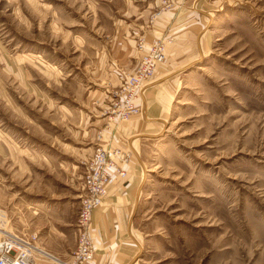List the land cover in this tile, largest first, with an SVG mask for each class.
I'll use <instances>...</instances> for the list:
<instances>
[{"label": "rangeland", "instance_id": "1", "mask_svg": "<svg viewBox=\"0 0 264 264\" xmlns=\"http://www.w3.org/2000/svg\"><path fill=\"white\" fill-rule=\"evenodd\" d=\"M160 42L127 116L125 76ZM137 122L131 264H264V0H0L4 229L70 261L85 165L131 151L115 137Z\"/></svg>", "mask_w": 264, "mask_h": 264}, {"label": "built area", "instance_id": "2", "mask_svg": "<svg viewBox=\"0 0 264 264\" xmlns=\"http://www.w3.org/2000/svg\"><path fill=\"white\" fill-rule=\"evenodd\" d=\"M165 58V43H156L143 55L138 67L125 76L123 92L126 96L124 101L127 116L138 113L133 99L151 80L157 66L165 61ZM130 159L131 153L121 148L108 150L98 145L94 149L85 165V193L80 202L76 223L78 244L70 261H62L32 239L4 229V220L0 218V264H45L40 262V258H48L51 264H85L90 261L96 252L91 235L93 215L96 209L102 206L111 180L116 176L121 179L128 177L127 164Z\"/></svg>", "mask_w": 264, "mask_h": 264}, {"label": "crops", "instance_id": "3", "mask_svg": "<svg viewBox=\"0 0 264 264\" xmlns=\"http://www.w3.org/2000/svg\"><path fill=\"white\" fill-rule=\"evenodd\" d=\"M151 83L152 81L150 80L145 87ZM147 115L149 116L148 112ZM162 120L166 121L165 118H162ZM138 122L129 128L125 127V130H122V132L117 131L115 137L116 142L119 139L125 142L124 144L130 145L129 148H131V151L129 150V152L131 153V161L127 166L131 163L132 165L130 169L128 168V177L126 179H121L116 176L114 180H111L106 201L107 207L103 213L99 210L96 212V220L98 223L103 224L109 221V225L98 224L94 228V235L97 234L99 250L92 264H131L141 250L140 242L134 237V232L130 228V225H128L132 215L136 211V203L138 201L136 197L138 191L141 190L143 180L142 178L139 181V156L133 148L135 143L131 139L133 135H140L138 134V128H143V124L140 127ZM119 148L121 147L119 146ZM114 212L117 214V218H114ZM40 262L51 264L48 258H40Z\"/></svg>", "mask_w": 264, "mask_h": 264}]
</instances>
